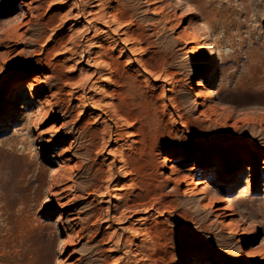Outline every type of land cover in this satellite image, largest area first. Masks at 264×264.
Masks as SVG:
<instances>
[{
  "label": "rangeland",
  "instance_id": "1",
  "mask_svg": "<svg viewBox=\"0 0 264 264\" xmlns=\"http://www.w3.org/2000/svg\"><path fill=\"white\" fill-rule=\"evenodd\" d=\"M263 171L264 0H0V264H264Z\"/></svg>",
  "mask_w": 264,
  "mask_h": 264
},
{
  "label": "bare ground",
  "instance_id": "2",
  "mask_svg": "<svg viewBox=\"0 0 264 264\" xmlns=\"http://www.w3.org/2000/svg\"><path fill=\"white\" fill-rule=\"evenodd\" d=\"M111 14L112 15L110 16V21L111 22L116 21L118 15L116 13H114V12L111 13ZM187 27H190L189 21H188ZM199 29H201L202 33L204 35H206V37H207V39L209 41V36H208V31H207L208 28L206 27V25L204 23H200ZM199 38L200 37L193 36L192 37V44L194 45L195 49L202 50L201 45H200L201 44V40ZM207 45H208V47L204 49V53L209 57V60L206 61L205 63H203L201 65V67L199 68V71H198L199 78L196 81V86H197V88L200 89L199 90L200 91L199 94L202 95V102L199 103V105L204 104V102L207 101V99L216 97L218 95V93H217V91H215V89H211V88L210 89H205V87L213 86V84H212V76H211V74L209 75L208 72L211 71V70L214 72V65L212 64L213 59L211 58L214 55V48H213L211 42H208ZM201 90H203V93H201L202 92ZM13 105H15V104H13ZM19 109L20 110H24L25 107L20 106ZM107 136H108L109 140L112 141L113 134H111V132H110V133H108ZM83 154L85 156H88L86 154V152H84ZM172 162H173V160H172L171 156L164 157V159L162 161L163 167L166 170L170 171V175H174V174L178 173L177 167L172 165ZM253 172H254L253 168H250V167H247V166L242 168V173H248L249 174L248 177H247L248 181H246L245 184H249V181L252 179ZM207 173H208V170L206 168L199 169L198 180L194 183L195 187H199L203 191L204 194L207 192L206 187H208L207 184L209 182ZM217 174H219V176H223V174H222V172L220 170L217 171ZM237 174H238L237 175V179L239 180L240 176H241V172L237 173ZM260 178H262V179L264 178V171L262 172V175L260 176ZM60 193H63V191L60 192ZM58 195H59V193H58ZM55 196H56V194H55ZM232 205H233V200L231 199L230 195H227L222 202L216 201V205H214V214H215L216 217L222 218L226 222V226L231 231H233L235 235H237L238 226L236 225L235 220L233 219V208H232ZM56 206H57L58 210L63 211L65 209H67L68 205H66L65 203H57ZM62 214L63 213H61L60 215L62 216ZM107 216H109V214ZM90 218L91 217L88 216V217H86V220L89 221ZM191 262L192 263H190V264H197V263L193 262V259L191 260ZM198 264H203V263L200 262Z\"/></svg>",
  "mask_w": 264,
  "mask_h": 264
}]
</instances>
